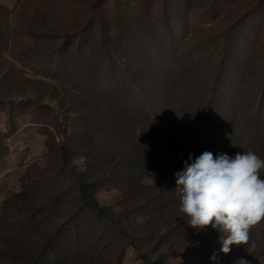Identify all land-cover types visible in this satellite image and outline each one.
<instances>
[{"label": "rangeland", "instance_id": "374dc122", "mask_svg": "<svg viewBox=\"0 0 264 264\" xmlns=\"http://www.w3.org/2000/svg\"><path fill=\"white\" fill-rule=\"evenodd\" d=\"M21 2L0 0V264H264V221L225 255L175 191L189 155L264 159V0Z\"/></svg>", "mask_w": 264, "mask_h": 264}, {"label": "clouds", "instance_id": "9594fccd", "mask_svg": "<svg viewBox=\"0 0 264 264\" xmlns=\"http://www.w3.org/2000/svg\"><path fill=\"white\" fill-rule=\"evenodd\" d=\"M264 159L252 150L234 157H216L205 151L189 155L183 170L175 174L179 214L197 231L211 227L220 233V252L229 254L231 246H247L250 254L256 243L251 230L264 221ZM212 260H217L215 254ZM236 264H250L241 258Z\"/></svg>", "mask_w": 264, "mask_h": 264}, {"label": "trees", "instance_id": "16d2710c", "mask_svg": "<svg viewBox=\"0 0 264 264\" xmlns=\"http://www.w3.org/2000/svg\"><path fill=\"white\" fill-rule=\"evenodd\" d=\"M33 0H23V2H21V5L19 6L20 9L22 10V8L24 9L25 6L27 4H30ZM1 10H3V8L0 7ZM4 11V10H3ZM38 18H31V19H27V18H23V22L26 26H32L36 29H38L39 31H42V33H44L45 35H55L57 32L54 28V26H52L50 23L48 22H42V20H37ZM44 28V29H43ZM12 131L10 133V135H13L17 132V127L14 124H12L11 126ZM81 198L83 200V202L86 204L87 208L93 212L94 214L97 215H106L107 214V210L104 207H101L100 204H98L95 200V198L93 197V193H92V186L91 185H84L81 188ZM176 253H179V251H176Z\"/></svg>", "mask_w": 264, "mask_h": 264}]
</instances>
